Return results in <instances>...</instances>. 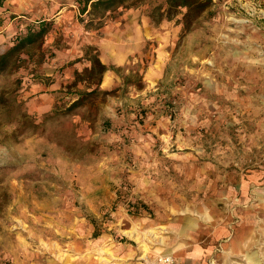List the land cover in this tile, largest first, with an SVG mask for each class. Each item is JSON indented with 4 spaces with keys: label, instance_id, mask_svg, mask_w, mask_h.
I'll return each instance as SVG.
<instances>
[{
    "label": "rangeland",
    "instance_id": "374dc122",
    "mask_svg": "<svg viewBox=\"0 0 264 264\" xmlns=\"http://www.w3.org/2000/svg\"><path fill=\"white\" fill-rule=\"evenodd\" d=\"M80 1L0 8L1 53L53 23L0 75V264H120L104 258L113 241L137 261L145 248L176 264L155 249L185 240L186 221L214 250L207 264H264V0H215L186 35L177 19L152 17L166 0L102 20ZM88 46L120 71L103 78L110 94L66 113L94 88L72 86L96 53ZM119 48L131 53L124 65Z\"/></svg>",
    "mask_w": 264,
    "mask_h": 264
},
{
    "label": "trees",
    "instance_id": "16d2710c",
    "mask_svg": "<svg viewBox=\"0 0 264 264\" xmlns=\"http://www.w3.org/2000/svg\"><path fill=\"white\" fill-rule=\"evenodd\" d=\"M6 0H0V8L4 6ZM135 1L145 0H82L79 2L81 13L89 14L93 19L102 20L106 15L113 14L120 8L127 7L128 3L133 4ZM215 0H166V8L161 12V8L155 11L157 22L163 20L173 21L182 26L183 35L191 32L200 19L212 12ZM181 16V18H178ZM4 26V19L0 17V31ZM53 23L48 20H41L37 24L28 27L27 32L16 38L14 45L6 52H0V75L8 72L13 65L22 61L21 53L29 46L41 43L44 38L52 31ZM89 52H96L88 59L90 66H87L83 72L75 71V79L72 86L78 83H88L94 88L90 92H79L78 99L66 110L71 112L83 106L93 96L100 94H110V91L101 89L103 78L109 71L118 72L119 68L107 66L104 64L98 53L97 47L88 46Z\"/></svg>",
    "mask_w": 264,
    "mask_h": 264
},
{
    "label": "crops",
    "instance_id": "0c3cea01",
    "mask_svg": "<svg viewBox=\"0 0 264 264\" xmlns=\"http://www.w3.org/2000/svg\"><path fill=\"white\" fill-rule=\"evenodd\" d=\"M121 49V50H120ZM125 51V52H124ZM116 56L113 57V61L117 65H124L127 60L129 59V56L131 53L127 50H124V48H119L115 51ZM108 81L111 80L113 76H106ZM111 82V81H110ZM157 209L158 210H166L170 211V213H174L175 209L172 206H168L164 203H157ZM171 218V217H170ZM210 220H212L209 217ZM209 220V221H210ZM223 221L225 223V220L218 219L216 220L217 223H221L223 225ZM159 224V223H156ZM172 224V222H171ZM195 223H191L190 221H186V226L183 227L181 234L179 235L180 238L184 237L185 240H174V237L170 238L168 241H163L165 244L163 247L156 248L155 251L161 254L166 255L167 253L173 252L172 257L175 258L176 264H207L208 260H210L214 254V250L212 248L204 247L207 246L206 243L203 244H197L200 242V239L198 238L197 233H192V227H195ZM173 230V228H171ZM195 230V229H194ZM174 231V230H173ZM207 239L210 240L211 236L208 234ZM199 240V241H198ZM98 243H106L107 241L103 239H98ZM206 241V239H205ZM111 251L113 250L112 254H106V257L109 260L116 259L118 263L120 264H157L154 261V258H152V254L148 251V257L147 262L145 261H137L136 258L140 255L137 250H134L132 248V244L130 243H117L113 241ZM204 245V246H203ZM154 251V255L156 252ZM150 254V256H149ZM145 257V256H144ZM97 264H106L105 262H102L99 258L97 260ZM149 261V262H148ZM92 261L91 264H93ZM96 264V262L94 263Z\"/></svg>",
    "mask_w": 264,
    "mask_h": 264
},
{
    "label": "built area",
    "instance_id": "2783aa9c",
    "mask_svg": "<svg viewBox=\"0 0 264 264\" xmlns=\"http://www.w3.org/2000/svg\"><path fill=\"white\" fill-rule=\"evenodd\" d=\"M163 261V263L165 264H170L171 263V258L170 257H166L164 259L161 260V262Z\"/></svg>",
    "mask_w": 264,
    "mask_h": 264
},
{
    "label": "bare ground",
    "instance_id": "6f19581e",
    "mask_svg": "<svg viewBox=\"0 0 264 264\" xmlns=\"http://www.w3.org/2000/svg\"><path fill=\"white\" fill-rule=\"evenodd\" d=\"M148 233H151V232H148ZM130 236H131V235H130ZM136 240H139V238L137 237ZM142 247H143V245H142ZM143 251L146 252V255H148V251H147V249L144 248ZM171 254H172V253H169V255H171ZM110 262H111V261H110Z\"/></svg>",
    "mask_w": 264,
    "mask_h": 264
}]
</instances>
